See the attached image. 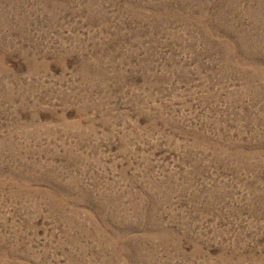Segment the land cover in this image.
<instances>
[{
    "label": "rangeland",
    "instance_id": "obj_1",
    "mask_svg": "<svg viewBox=\"0 0 264 264\" xmlns=\"http://www.w3.org/2000/svg\"><path fill=\"white\" fill-rule=\"evenodd\" d=\"M0 264H264V0H0Z\"/></svg>",
    "mask_w": 264,
    "mask_h": 264
},
{
    "label": "bare ground",
    "instance_id": "obj_2",
    "mask_svg": "<svg viewBox=\"0 0 264 264\" xmlns=\"http://www.w3.org/2000/svg\"><path fill=\"white\" fill-rule=\"evenodd\" d=\"M235 51V50H234Z\"/></svg>",
    "mask_w": 264,
    "mask_h": 264
}]
</instances>
